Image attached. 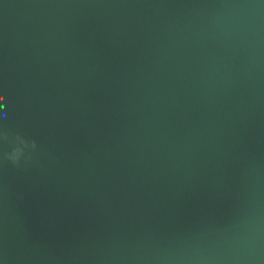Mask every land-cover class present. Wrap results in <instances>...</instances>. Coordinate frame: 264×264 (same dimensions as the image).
<instances>
[{
	"label": "water",
	"instance_id": "1",
	"mask_svg": "<svg viewBox=\"0 0 264 264\" xmlns=\"http://www.w3.org/2000/svg\"><path fill=\"white\" fill-rule=\"evenodd\" d=\"M0 264H264V0H0Z\"/></svg>",
	"mask_w": 264,
	"mask_h": 264
},
{
	"label": "clouds",
	"instance_id": "2",
	"mask_svg": "<svg viewBox=\"0 0 264 264\" xmlns=\"http://www.w3.org/2000/svg\"><path fill=\"white\" fill-rule=\"evenodd\" d=\"M9 158L12 159L13 162L15 163L18 160V150H17L16 153H14L13 155H11Z\"/></svg>",
	"mask_w": 264,
	"mask_h": 264
}]
</instances>
